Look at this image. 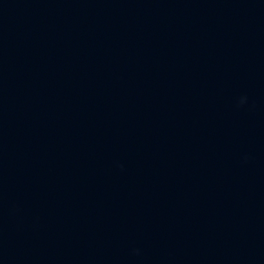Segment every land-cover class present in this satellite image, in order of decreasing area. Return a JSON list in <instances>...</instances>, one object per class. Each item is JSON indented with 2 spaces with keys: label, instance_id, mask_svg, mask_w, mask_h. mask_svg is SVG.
<instances>
[{
  "label": "water",
  "instance_id": "water-1",
  "mask_svg": "<svg viewBox=\"0 0 264 264\" xmlns=\"http://www.w3.org/2000/svg\"><path fill=\"white\" fill-rule=\"evenodd\" d=\"M0 264H264V0H0Z\"/></svg>",
  "mask_w": 264,
  "mask_h": 264
}]
</instances>
